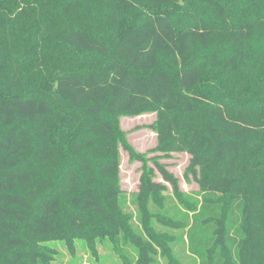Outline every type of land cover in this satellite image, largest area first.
I'll return each mask as SVG.
<instances>
[{
    "label": "trees",
    "instance_id": "trees-1",
    "mask_svg": "<svg viewBox=\"0 0 264 264\" xmlns=\"http://www.w3.org/2000/svg\"><path fill=\"white\" fill-rule=\"evenodd\" d=\"M143 1L0 0V264L105 240L123 264H180V241L194 264H264V0ZM145 113L198 198L155 160L136 227L116 118Z\"/></svg>",
    "mask_w": 264,
    "mask_h": 264
},
{
    "label": "rangeland",
    "instance_id": "rangeland-1",
    "mask_svg": "<svg viewBox=\"0 0 264 264\" xmlns=\"http://www.w3.org/2000/svg\"><path fill=\"white\" fill-rule=\"evenodd\" d=\"M143 4L147 3L141 0ZM157 115L155 113H145L141 116L132 117L128 115H120L116 118V127L120 132L119 142V177L122 190L126 193L127 202L125 204L126 212L133 214V223L137 227V207L131 202L132 196L140 192L143 179L147 175V169L154 166L157 160L166 169L178 179L179 188L182 192L190 194L195 199L198 187L195 183H188L185 179V171L189 165V155L178 152L172 153L169 157H164L156 151L157 137L152 130L151 125L155 121ZM154 181L162 183L167 187L165 195V208L167 214L171 215L176 211H180L181 216L185 213L183 206L177 202L172 196L170 185L166 184L161 175L156 172ZM152 211L157 208L151 204ZM168 230V229H167ZM164 229V231H167ZM176 239H185L184 231L170 230ZM54 247L56 252L52 264H123L118 254L112 249L111 243L105 240L97 245V253L94 255L90 248L82 241L76 242V247L70 251L64 242L50 241L47 244ZM128 254L133 257L134 252L128 249ZM174 253L179 259L180 264H194L193 259L188 256L187 248L184 242L174 246ZM160 264H166V261L159 259Z\"/></svg>",
    "mask_w": 264,
    "mask_h": 264
}]
</instances>
